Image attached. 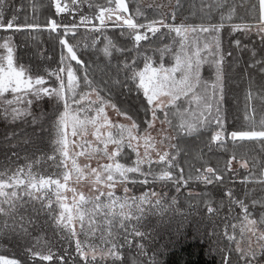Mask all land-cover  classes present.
I'll return each mask as SVG.
<instances>
[{"label":"snow or ice","instance_id":"obj_1","mask_svg":"<svg viewBox=\"0 0 264 264\" xmlns=\"http://www.w3.org/2000/svg\"><path fill=\"white\" fill-rule=\"evenodd\" d=\"M85 2L90 9L95 8L97 11L91 17L82 15L79 24L63 25L64 35L74 33L78 27L88 25L92 20L99 21L98 26L92 25L91 30L95 32L103 33L110 24L111 27L120 29L122 36L133 41L132 50L136 51L137 56L142 55L143 67H136V59L131 63L126 61L122 66H117L116 76L105 81L104 88H99L89 78L88 66L64 36L59 43L62 49H66V53L61 52L58 67L46 68L42 72L39 69L34 72L19 63L13 35L0 36V119L9 123L22 121L37 126L38 130L31 134L32 137L44 131L43 121L49 120L50 127L55 131V139L52 141L53 155L47 159L53 161L57 169V172L47 177L34 173V164L40 163L36 159L26 166L18 167L11 175H8L7 170L0 172V217L3 218L0 237L29 235V225L36 221L23 213L30 207L35 216L38 217L41 213L48 215L58 229L66 231L75 239L76 254L83 264H123L126 246L129 249L135 247L140 256L147 255L144 244L135 242L143 241L146 236L140 227L147 217L157 214L164 216L173 209L179 211L175 197L168 202L155 191L145 192L139 197H129L126 186L128 183L148 184L151 181L161 182L166 186L170 182L179 193L182 187L193 180L205 185H222L228 177L230 182L238 181L245 186L249 183L257 184L264 192V159L252 157L237 160L233 154L226 161L223 170L205 167L202 170L196 169L195 176L189 174L186 177L184 167L177 160L181 150L178 143L173 142L181 133L191 136L200 128L208 126L217 129L211 136L210 146H222L226 138H229L234 144L256 142L264 152V81L257 83L256 77L249 72L252 69L264 77V0H199L198 11L204 13L209 21L213 13L219 14L218 22L206 24L175 23L183 6L182 0H177L170 20L165 15L158 20H147L139 5L134 11H130L129 0H106L104 5L95 4L93 0H70V3L52 0L56 14L78 11V6ZM29 3L35 12V0H29ZM191 7L196 9V0H193ZM241 9L243 14L238 15V10ZM6 10L11 12L10 18ZM22 11L23 3L19 7H12L9 0H0V31L16 34L41 30L39 24L28 23L27 16L24 17L25 23H19V13ZM192 14L195 15L196 11ZM141 18L145 20L144 23L140 22ZM47 27L51 32H58L61 26L50 18ZM225 30L229 36L240 35L243 40L252 41H232L238 53L249 54V62L244 68L243 76L248 85L244 92L245 126L230 133L225 130L226 85L229 80L227 68L231 67L235 71L241 67L242 57L237 55L232 64L228 65L227 59L232 56V51L223 50L222 33ZM157 35L161 40L171 37L173 41L172 44H165L155 50L160 54L158 64L153 56L140 51L142 41H148ZM253 37L256 39L253 40ZM103 40L104 46L100 52L105 57H111L114 51L121 54L128 51L117 47L107 36ZM93 45L95 46V41ZM165 55H171L174 64L166 66ZM72 61L84 69L82 80L89 91H78L81 78ZM204 64L213 69V79L210 82L202 78L201 69ZM130 85H135L137 93H143L148 106L146 112L151 114V119L145 121L147 127L142 133L138 131L136 121L113 102L116 96L131 93L133 88ZM102 92L105 95H101ZM182 99L188 100L190 105L195 103L199 114L190 113L189 109L180 112L178 104ZM44 102L52 104L51 113L45 112L43 108L38 113L33 110ZM170 107L177 108V112L172 115L181 119L178 130L169 120ZM107 108L124 116L131 123H113ZM158 112L164 113L163 119L159 118ZM186 113L195 116V119H185ZM158 120L161 128L153 136ZM165 124L168 125L167 129L163 127ZM16 135L15 132L9 133L4 140H14ZM89 135L94 139H88ZM70 136L77 137L78 140H70ZM23 143H31V138H26ZM74 147L81 150L70 151ZM125 148L136 155L132 166L120 162ZM78 157H84L87 162L81 165ZM93 160L96 161L95 167L91 163ZM234 162L245 170L246 175L239 177L237 168L233 167ZM145 165L148 166L147 171L144 169ZM153 166H159L161 170L156 173ZM137 174L143 179L131 178ZM73 176L77 184L86 180L95 194L85 195L84 192L77 193L76 188H69L68 182ZM118 185L124 186L125 196L116 195ZM67 192L73 194L71 203L68 202ZM250 192L246 187L242 198H238L231 188L225 192L229 201V214L234 206L240 209V232L242 237L247 235V246L243 247L241 241L235 239L234 233L229 235L225 230L224 235L230 242L235 241L237 264H264V212H261L258 219L253 218V211L257 206L264 209V197L246 202ZM189 195H193V192L190 191ZM204 204L209 216L218 214L219 209L212 206V200L206 199ZM220 207H223V201ZM224 219L228 217L225 216ZM231 227L235 230L237 225L232 224ZM81 235L86 239L96 238L99 243L82 242L79 238ZM231 255L232 249L229 248L222 257L223 264H232ZM37 261L66 264L65 256L52 252L50 247L45 252L38 251L36 245H33L24 250L21 258L0 254V264H37ZM133 264H139V261L133 258ZM152 264L160 262L153 257Z\"/></svg>","mask_w":264,"mask_h":264},{"label":"trees","instance_id":"obj_2","mask_svg":"<svg viewBox=\"0 0 264 264\" xmlns=\"http://www.w3.org/2000/svg\"><path fill=\"white\" fill-rule=\"evenodd\" d=\"M64 3H70V0H63ZM177 0L171 2L167 10H162L159 6H149L141 2V0H129L130 11H134L137 6L144 11L147 20H158L162 15L171 19V13L176 5ZM12 7H19L22 3L24 11L19 13V23H25L24 17H28V23H36L41 26V30L32 32H20L13 34L12 32L0 31V36L13 35V43L16 45V53L19 56V63L31 68L34 72L39 69L41 72L44 69H55L59 65L61 52L66 53V49H62L59 40L62 36L75 47L77 54L88 66L89 78L93 79L94 84L99 88L105 87V81H109L116 76L117 66H122L124 62L131 63L136 59L137 68L143 67V57L137 56L136 51H133V41L122 36L120 29L109 26L103 33L92 31V25H99L98 20H92L90 24L78 27L74 33L64 35L63 25L79 24L82 15L91 17L97 9L89 8L87 2L78 6V11H71L67 13L56 14L55 7L52 0H35L36 11H32L29 0H9ZM93 3L104 5L106 0H93ZM193 0H182V8L176 17L175 23L181 22L186 24H200V23H216L219 19L218 13H213L211 21L208 20L204 13L198 11L200 4L196 0V9L191 7ZM193 11L196 14L193 15ZM7 16L11 17V12L6 10ZM243 10H238V15H242ZM54 19L59 26L58 32H51L47 25L49 19ZM144 23L143 18L140 19ZM234 22H239L234 20ZM166 32L167 30H163ZM175 33L172 34L174 36ZM109 37L117 47L128 49V51L121 54L120 52H113L111 57H105L100 49L104 46L103 37ZM35 37V39H33ZM100 37V39H97ZM242 39L243 43H252L250 40H243L240 35H228L225 30L222 33V47L225 52L232 51V56L228 57L227 63L231 65L237 55L242 57L240 63L241 67L233 69L227 68L229 80L227 82V97L225 101L226 109V124L225 130L230 133L233 130H241L245 126L243 119L244 109V92L247 88V81L243 79L244 68L249 62L248 53H238L232 41ZM256 38L253 37V40ZM177 38V44L178 46ZM95 41V46L93 42ZM2 42V41H0ZM172 38L168 37L164 40L160 36L142 41L140 51L142 54L153 56V59L159 63V52L156 49L162 48L165 44H172ZM145 50H148L145 53ZM173 61L171 55H165L164 63L169 66ZM73 67L78 69L77 75L81 78V87L79 92H87L89 89L84 85L82 77L84 69L71 62ZM257 80V83L264 81V77L252 69H249ZM203 80L211 81L213 79V69L204 64L201 69ZM123 78V74L120 77ZM133 88L131 93L116 96L113 102L117 106L126 111L129 116L139 125V132H143L147 127L146 120L151 119L150 112H146L147 102L143 97V93L135 91V85H130ZM101 95H105L104 92ZM9 98H11L9 96ZM79 96H77V99ZM179 111L184 112L189 109L190 113L199 114L198 109L194 105H190L187 100H181L178 104ZM43 108L45 112L51 113L53 106L50 102H44L39 108H34L35 112H39ZM176 107H170L169 120L172 121L175 128L178 130L181 119L176 113ZM163 112H158L160 119H163ZM260 113H257L259 119ZM30 119V118H29ZM185 119L194 120L195 116L189 113L185 114ZM167 125V124H166ZM44 131L40 132L38 136L32 137L31 134L38 130L37 126H32L30 123L25 124L22 121L16 123H9L0 119V172L7 170L8 175H11L18 167L26 166L28 163L40 160L39 164H34L33 172L39 175L50 176L57 172L56 165L53 161L48 160L47 157L53 155L52 141L55 139V131L50 127V121H43ZM168 126V125H167ZM217 131L215 127L204 126L198 132L191 136L180 134L179 138L174 143H178L180 153L177 155L179 164L185 169V176L189 174L195 176L196 169H203L205 167H213L220 170L225 168L226 161L235 154L237 160L245 158L256 157L264 159V152L258 143L252 141H243L234 144L231 139L226 138L225 143L220 145H211V136ZM15 132L17 135L14 140L5 141L4 137L9 133ZM31 138V143H23L26 138ZM19 142V143H17ZM15 145V146H13ZM15 153V155H13ZM175 154V153H174ZM57 155V162L59 161V153ZM135 153L125 148L120 162L128 166H132L135 161ZM10 157V159H9ZM147 165L144 166L147 171ZM233 167H236L239 177L246 175L244 169L239 168V165L234 162ZM161 170L159 166H153V171L158 173ZM257 174L259 169L256 170ZM53 178H57L53 176ZM132 179L141 180L143 177L138 174L131 177ZM134 186L138 188H154L158 190L160 195L170 202L172 198H176L179 211L176 209L170 210L166 215L160 216L151 215L147 217L140 230L146 233L143 241L144 251L147 255L140 256L137 249L127 246L124 249L123 264H133V258L139 261V264H152L153 257L160 262V264H223L222 257L232 249V264H237V255L235 253V241L230 242L224 235L225 230L232 235L234 233L235 239L238 240L241 236L239 207L234 206V210L229 214V201L225 196L228 189H233L234 194L238 198L244 196L245 188L251 190L249 200L264 197V192L260 190V186L254 183H249L247 186L236 182H230L226 177L222 185H205L198 181H191L186 187H182L179 193L176 192L175 187L169 182L164 186L161 182H149L148 184L135 183ZM193 195H189V192ZM199 194V195H198ZM206 199L213 201V207L219 209L218 214L211 216L207 213V207L204 204ZM223 201V207H220ZM195 205V207H190ZM39 205H37L38 207ZM58 210V205L55 206ZM264 209L259 208L253 211V218H259ZM182 213V214H181ZM24 215L32 216L35 224L29 225V235L17 234L14 236L0 237V254L7 255L10 258H21L24 250L28 247L36 245L38 251H51L57 253L59 256H65L66 264H83L79 259L75 250V239L71 238L66 231L58 229L54 222L48 215L41 213L38 217L35 216L29 209L25 210ZM227 216L228 219H224ZM0 223H3V218L0 217ZM11 223V220H9ZM236 224L235 230L231 227ZM211 233V234H210ZM65 237H68L67 239ZM95 241H99L94 238ZM39 240V242H37ZM37 264H48V262L37 261ZM53 264H58L54 261Z\"/></svg>","mask_w":264,"mask_h":264},{"label":"rangeland","instance_id":"obj_3","mask_svg":"<svg viewBox=\"0 0 264 264\" xmlns=\"http://www.w3.org/2000/svg\"><path fill=\"white\" fill-rule=\"evenodd\" d=\"M141 2H143L144 4H147L148 6L149 5H151V6L155 5V6H159L162 10H167L170 7V5H171L170 3L173 2V0H141ZM172 64H174V59L169 66H171ZM94 98L95 97L93 96V99ZM187 102H188V100H187ZM191 105L196 106L195 103H192ZM106 111L109 115V118L113 121V123H120V124H124V123L130 124L131 123L130 121H127L124 116L117 115L116 112L114 110H112L111 108H107ZM90 114H94V113H90ZM163 127L165 129L168 128V126L166 124L163 125ZM160 128H161V125H160L159 120H158L156 122V125H155V130L152 132V135L156 136L157 131H159ZM69 132H70V130H69ZM88 139L91 140L94 138L91 137V135H89ZM70 140H78V138L70 136ZM101 147H102V145H101ZM80 150L81 149L78 147H74V148L70 149V151H73V152H78ZM141 151H143V149H141ZM77 159H78V163H80L81 165H83L84 163L87 162L84 157H78ZM135 159H136V156H135ZM104 162H107V161L105 160ZM91 163H92L93 167L96 166L95 160H93ZM69 164H70V162H69ZM61 182L63 183L62 177H61ZM68 186H69V188H76L77 193L84 192L85 195H94L95 194L91 189V185L86 180L81 182L80 184H77V183H75V177L74 176H73V179L68 182ZM126 186L129 189V191L127 193V195L129 197H139V196L143 195L145 192H152V191L159 193L158 190H154V188H151V187L150 188L144 187L142 189L138 188L137 186L135 187L133 183H128ZM66 195L68 197V202L71 203V199H72L73 194L71 192H67ZM116 195L120 196V197H123L126 195L124 192V186H121V185L117 186ZM52 199L54 200L55 197L53 196ZM77 229H79L78 225H77ZM79 238L82 240V242H85V243H87V242L99 243V241H95L94 238L86 239L85 236H83V235H81ZM238 241H241V245L243 247H246L247 246V235L245 234L243 237L240 236Z\"/></svg>","mask_w":264,"mask_h":264}]
</instances>
